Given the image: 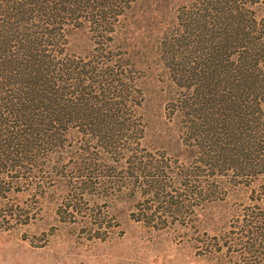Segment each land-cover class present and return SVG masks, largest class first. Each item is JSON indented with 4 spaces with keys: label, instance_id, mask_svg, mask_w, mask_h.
Segmentation results:
<instances>
[{
    "label": "trees",
    "instance_id": "1",
    "mask_svg": "<svg viewBox=\"0 0 264 264\" xmlns=\"http://www.w3.org/2000/svg\"><path fill=\"white\" fill-rule=\"evenodd\" d=\"M154 1L0 0V229L35 222L53 191L60 222L99 240L122 194L160 229L217 204L199 253L264 264L261 0Z\"/></svg>",
    "mask_w": 264,
    "mask_h": 264
},
{
    "label": "rangeland",
    "instance_id": "2",
    "mask_svg": "<svg viewBox=\"0 0 264 264\" xmlns=\"http://www.w3.org/2000/svg\"><path fill=\"white\" fill-rule=\"evenodd\" d=\"M152 1L140 0L139 7L146 9ZM156 1L158 4L166 3V0ZM156 1L151 4L152 8ZM171 1L175 4L178 0ZM258 11L264 14V0L259 3ZM151 20L143 22L142 35L147 36L145 27ZM125 23L129 25L131 20ZM149 73L148 95L151 104L159 110L167 96L169 80L166 69L154 52L150 57ZM59 198L56 191L42 198L41 212L35 222L12 230L0 229V264L228 263H222L215 256L202 255L197 248L196 236L200 231L214 232L210 218L222 209L217 204L203 212L196 226L173 225L160 229L134 220L131 217L134 201L122 194L110 204L114 218L111 224L115 226L109 230L106 240H99L90 235L85 237L86 233L77 225L60 222L56 214Z\"/></svg>",
    "mask_w": 264,
    "mask_h": 264
}]
</instances>
